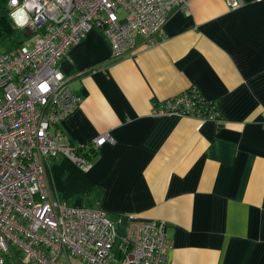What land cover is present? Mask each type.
<instances>
[{
  "label": "crops",
  "instance_id": "1",
  "mask_svg": "<svg viewBox=\"0 0 264 264\" xmlns=\"http://www.w3.org/2000/svg\"><path fill=\"white\" fill-rule=\"evenodd\" d=\"M59 68L81 100L54 126L64 140L109 132L88 169L48 161L49 192L96 204L118 226L164 220L172 240L162 264H264V0H188L173 8L157 43L136 36L111 58L96 28L69 46ZM196 87L219 119L153 112ZM70 264H83L76 258Z\"/></svg>",
  "mask_w": 264,
  "mask_h": 264
},
{
  "label": "built area",
  "instance_id": "2",
  "mask_svg": "<svg viewBox=\"0 0 264 264\" xmlns=\"http://www.w3.org/2000/svg\"><path fill=\"white\" fill-rule=\"evenodd\" d=\"M6 6L15 25L11 13L23 11L28 23L20 28L29 34L12 50L0 49V264H70L71 257L83 264H162L172 246L164 220L130 216L119 232L99 206L51 195L45 168L66 156L88 169L92 151L114 142L109 132L64 140L54 127L81 100L59 68L69 46L91 28L106 38L111 58L132 52L138 35L151 46L173 8L188 12V0H7ZM207 102L191 87L155 102L153 112L219 119Z\"/></svg>",
  "mask_w": 264,
  "mask_h": 264
},
{
  "label": "trees",
  "instance_id": "3",
  "mask_svg": "<svg viewBox=\"0 0 264 264\" xmlns=\"http://www.w3.org/2000/svg\"><path fill=\"white\" fill-rule=\"evenodd\" d=\"M6 4L7 0H0V49L10 51L25 41L29 33L26 29L15 25L9 15ZM206 104L207 109H217L214 101H209ZM207 113L208 112H204L203 115L206 116L208 115ZM94 152L95 151H92V156ZM100 194L101 191L99 189H93L89 191L87 194L82 196L83 199H87L84 204L89 206L96 205L100 199Z\"/></svg>",
  "mask_w": 264,
  "mask_h": 264
},
{
  "label": "rangeland",
  "instance_id": "4",
  "mask_svg": "<svg viewBox=\"0 0 264 264\" xmlns=\"http://www.w3.org/2000/svg\"><path fill=\"white\" fill-rule=\"evenodd\" d=\"M71 203V202H69ZM79 204V200H77L74 205H78ZM118 231L119 232H123L124 229L122 226H118ZM117 245H118V239L115 240L114 244H113V247H112V254L116 255L117 254ZM72 258V257H71Z\"/></svg>",
  "mask_w": 264,
  "mask_h": 264
},
{
  "label": "clouds",
  "instance_id": "5",
  "mask_svg": "<svg viewBox=\"0 0 264 264\" xmlns=\"http://www.w3.org/2000/svg\"><path fill=\"white\" fill-rule=\"evenodd\" d=\"M16 13H17V12H13V13H11L13 20L17 22V26H18V27H24L25 24L28 23L27 19H25L23 23L18 22Z\"/></svg>",
  "mask_w": 264,
  "mask_h": 264
},
{
  "label": "snow or ice",
  "instance_id": "6",
  "mask_svg": "<svg viewBox=\"0 0 264 264\" xmlns=\"http://www.w3.org/2000/svg\"><path fill=\"white\" fill-rule=\"evenodd\" d=\"M13 2H15V0H13ZM16 15H17L18 22L23 23L24 22V14H23V11L21 10V11L17 12Z\"/></svg>",
  "mask_w": 264,
  "mask_h": 264
}]
</instances>
